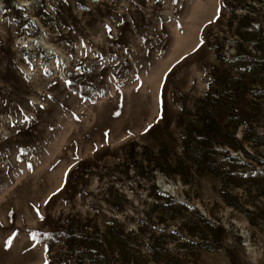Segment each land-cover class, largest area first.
I'll return each instance as SVG.
<instances>
[{
	"label": "rangeland",
	"instance_id": "374dc122",
	"mask_svg": "<svg viewBox=\"0 0 264 264\" xmlns=\"http://www.w3.org/2000/svg\"><path fill=\"white\" fill-rule=\"evenodd\" d=\"M45 262L264 264V0H2L0 264Z\"/></svg>",
	"mask_w": 264,
	"mask_h": 264
},
{
	"label": "snow or ice",
	"instance_id": "6c2138e0",
	"mask_svg": "<svg viewBox=\"0 0 264 264\" xmlns=\"http://www.w3.org/2000/svg\"><path fill=\"white\" fill-rule=\"evenodd\" d=\"M64 2H65V3H68V0H64ZM171 2H172V4H176V3H177V0H171ZM0 4H2V0H0ZM119 23H120V24H123L124 21H123V20H119ZM103 27H104L108 32H111V31H112V29L109 27L108 24H104ZM145 39H147V35H146V34H142V35L140 36V43H143ZM201 43H203V41H202ZM126 51H127V50H126ZM142 54H143V52H142ZM65 83H69V84H70L71 81H66ZM48 99L51 100L52 97H48ZM28 103H33V101H28ZM39 107H40L41 109H43V108L45 107V105H44L43 103H40V104H39ZM25 119H27V117H25ZM149 127H151V125H149ZM146 131H147V129H146ZM53 195H55V193H54ZM40 219H44V217L41 216ZM9 243H10V241H9ZM45 264H47V262H45Z\"/></svg>",
	"mask_w": 264,
	"mask_h": 264
}]
</instances>
